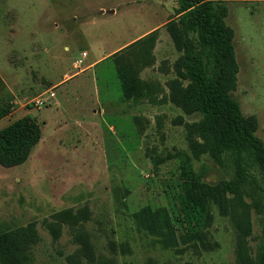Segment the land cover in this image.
<instances>
[{
  "label": "rangeland",
  "instance_id": "rangeland-1",
  "mask_svg": "<svg viewBox=\"0 0 264 264\" xmlns=\"http://www.w3.org/2000/svg\"><path fill=\"white\" fill-rule=\"evenodd\" d=\"M208 4L222 8L233 36L238 74L235 88L226 78L227 94L264 144V0L199 3ZM176 8V0H0V115L15 113L0 129L28 115L41 130L23 165L0 166V236L35 229L19 251L0 244V258L237 264L230 218L237 194L247 206L246 242L257 263L264 249V177L253 170L255 183L234 189L231 157L216 152L211 123L197 112L188 82L180 81L173 96L182 107L170 102L168 85L185 38ZM81 52L87 57L75 69ZM119 75L143 80L144 96L134 89L135 98L121 99ZM49 94V105L34 106ZM82 209L57 235L49 232L56 214ZM83 233L86 248L76 241Z\"/></svg>",
  "mask_w": 264,
  "mask_h": 264
},
{
  "label": "trees",
  "instance_id": "trees-1",
  "mask_svg": "<svg viewBox=\"0 0 264 264\" xmlns=\"http://www.w3.org/2000/svg\"><path fill=\"white\" fill-rule=\"evenodd\" d=\"M176 3L177 25L185 38L181 47L182 54L173 64L175 79L168 85L170 102L176 107H182L173 96L181 89L180 81L188 82L194 90L197 112L205 122L211 123L210 137L216 152L231 157L234 166L232 186L241 189L251 182L255 183L250 180L253 170L264 177V144L248 128L238 103L227 94L229 86L235 88L238 74L232 32L225 24L219 6L199 5L200 0H176ZM190 35H194L195 39L192 40ZM119 78L124 100L135 98L134 89L138 96H144L142 90L146 84L140 79L132 80L123 75H119ZM226 78L229 86L225 85ZM4 116L6 114L0 115V119ZM40 139L41 130L30 117H23L0 130V166L10 168L24 164ZM235 195L236 199L230 205V218L237 232V264H251L246 242L251 232L247 206ZM215 200L220 211L225 214V200L222 196L215 197ZM84 212L83 209L74 215L71 211L61 212L54 216V222L46 226L49 232L57 235L61 224L77 219L76 215H83ZM32 234H35L33 226L9 231L0 236V244L19 251L29 243L20 240ZM76 241L81 242L85 248L89 244V238L84 233L76 236ZM0 260L3 264H14L4 258ZM256 264H264V249L258 255Z\"/></svg>",
  "mask_w": 264,
  "mask_h": 264
},
{
  "label": "crops",
  "instance_id": "crops-1",
  "mask_svg": "<svg viewBox=\"0 0 264 264\" xmlns=\"http://www.w3.org/2000/svg\"><path fill=\"white\" fill-rule=\"evenodd\" d=\"M105 11H101V14H103ZM115 13V11H113L112 10V14H114ZM130 43H123V45H121L120 47H118L117 49H114L113 51H111L110 53H108V54H106V55H103V56H101V57H99V58H97L95 61H93L92 63H90V65L88 66V68L87 69H92V68H94L99 62H101V61H104L105 59H110V56L113 54V53H116L117 51H122V50H124V49H126L125 47H127L128 45H129ZM81 53H83V52H81ZM87 57V56H86ZM83 70H85V69H83ZM141 81V80H140ZM142 82H144L143 80H142ZM145 83V82H144ZM146 84V83H145ZM121 99H122V94H121ZM142 100V99H141ZM13 115H15V113H12L11 114V112L8 114V115H6V116H4V117H2L1 119H0V123H3L4 122V120L5 119H7L8 117H12ZM26 116H28V115H24V116H22V117H20V118H18V119H14L13 121H11V122H8V124H6L4 127H2V129L3 128H5V127H7L8 125H10L11 123H13V122H15V121H17V120H19V119H21V118H23V117H26ZM135 119V118H134ZM134 122H135V120H134ZM2 129H0V130H2ZM32 154V153H31ZM31 156V155H30ZM30 158V157H29ZM28 158V159H29ZM23 165V164H22ZM18 166H20V165H18ZM2 167V166H1ZM15 167H17V166H15ZM3 168H6V167H3ZM10 168H13V167H10ZM15 175V174H14ZM13 175V176H14Z\"/></svg>",
  "mask_w": 264,
  "mask_h": 264
},
{
  "label": "built area",
  "instance_id": "built-area-1",
  "mask_svg": "<svg viewBox=\"0 0 264 264\" xmlns=\"http://www.w3.org/2000/svg\"><path fill=\"white\" fill-rule=\"evenodd\" d=\"M85 57H86V53L85 52L81 53V59L75 60L73 62V67L75 69H79L81 64L83 63L82 59L85 58ZM52 97H53V94H49L45 99H40V100L38 99V100H36L34 102V106L36 108H40L41 106H43L45 104L49 105L51 103L50 100H51Z\"/></svg>",
  "mask_w": 264,
  "mask_h": 264
}]
</instances>
